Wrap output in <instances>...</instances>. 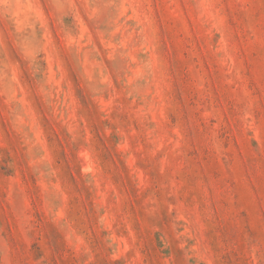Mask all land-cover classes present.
Here are the masks:
<instances>
[{
  "label": "rangeland",
  "instance_id": "obj_1",
  "mask_svg": "<svg viewBox=\"0 0 264 264\" xmlns=\"http://www.w3.org/2000/svg\"><path fill=\"white\" fill-rule=\"evenodd\" d=\"M0 264H264V0H0Z\"/></svg>",
  "mask_w": 264,
  "mask_h": 264
}]
</instances>
